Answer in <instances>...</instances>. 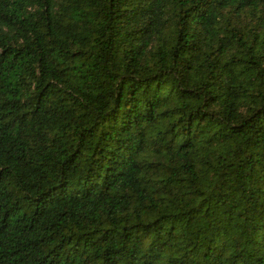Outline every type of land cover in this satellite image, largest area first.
<instances>
[{
	"label": "trees",
	"instance_id": "obj_1",
	"mask_svg": "<svg viewBox=\"0 0 264 264\" xmlns=\"http://www.w3.org/2000/svg\"><path fill=\"white\" fill-rule=\"evenodd\" d=\"M0 264H264V0H0Z\"/></svg>",
	"mask_w": 264,
	"mask_h": 264
}]
</instances>
